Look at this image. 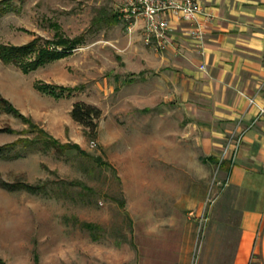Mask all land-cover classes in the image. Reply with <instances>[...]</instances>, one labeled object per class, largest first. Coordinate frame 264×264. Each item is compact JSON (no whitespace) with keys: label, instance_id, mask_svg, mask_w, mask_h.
<instances>
[{"label":"crops","instance_id":"crops-1","mask_svg":"<svg viewBox=\"0 0 264 264\" xmlns=\"http://www.w3.org/2000/svg\"><path fill=\"white\" fill-rule=\"evenodd\" d=\"M197 1L199 38L191 35V22L172 14L163 52L144 45L142 23L120 45L106 42L120 61L111 67L114 80L122 76L124 82L107 88L105 105L88 99L90 88L60 99L35 89L37 83L81 87L84 82L61 64L66 58L21 72L19 82H11L14 89L0 87V95L61 143L74 140L80 127L71 116L77 98L102 110L98 137L104 134V148L118 147L109 159L123 181L139 168L151 177L146 208L135 210L136 223L150 227L137 232L134 264H264V116L248 129L234 167H220L218 178L227 186L199 232L228 135L257 117L248 98L264 105V0ZM56 73L60 77L50 79ZM30 105L35 111L27 113ZM126 140L134 151L121 149Z\"/></svg>","mask_w":264,"mask_h":264},{"label":"rangeland","instance_id":"rangeland-1","mask_svg":"<svg viewBox=\"0 0 264 264\" xmlns=\"http://www.w3.org/2000/svg\"><path fill=\"white\" fill-rule=\"evenodd\" d=\"M122 2H16L13 10L0 17V43L23 46L37 37L43 41L53 40L56 32L51 26L53 23L59 26L61 34L66 38L82 37V45L61 64H66L68 70L80 82H84L80 84L84 85V89L90 88L89 100L105 105L109 102L107 88L124 82L122 76L119 81L114 80L116 74L111 71V67L120 61L116 58L117 48L110 47L106 42L120 45L132 37L126 34L122 22L108 26L102 23L104 21L100 23V19L107 20L115 14L119 16L118 9ZM109 49L113 53L108 52ZM41 73L35 76L43 75ZM18 74L22 75L18 68L0 61V87L14 89L11 82H19ZM54 75L56 77L50 76V79L60 77L59 73ZM77 99L81 101V98ZM31 109L35 111V106L25 107L27 113ZM7 128L13 130V133L3 131ZM125 129L126 134L132 136L134 127L128 126ZM40 138L42 135L39 130L31 128L12 114L0 111V147L18 140L35 141ZM73 139L68 140V143L80 145L88 154L110 166H102L75 150H47L41 143L30 148L19 145L7 150L9 152L5 155L11 158L18 155L14 159L0 158L1 182L42 186L36 194L17 189L8 191L0 186V264L136 262L135 248L140 241L137 232L145 230V227L148 229L150 223H136L135 210L146 208L143 206V198L151 193L149 188L147 191L145 189L146 185L151 186V177L139 168L137 175L127 176L126 183L134 186V189L127 190L121 171L109 159L110 155L118 153V147L104 148L103 133L92 142L85 136L81 126L73 134ZM120 147L128 152L135 149L134 145L129 146L127 140ZM140 195L143 200L139 198ZM86 224H92L96 229L90 231L85 227ZM207 224L203 223L202 232L206 230ZM75 258H79V261Z\"/></svg>","mask_w":264,"mask_h":264},{"label":"trees","instance_id":"trees-1","mask_svg":"<svg viewBox=\"0 0 264 264\" xmlns=\"http://www.w3.org/2000/svg\"><path fill=\"white\" fill-rule=\"evenodd\" d=\"M25 0H2L0 2V17L3 14L8 13L13 10L16 2L24 3ZM104 21V22H102ZM104 23L108 26H114L119 23L118 15H114L112 18L107 20L100 19V23ZM55 32L53 40H45L37 37L32 40L30 43L23 46H13V45H4L0 43V61L6 65H13L18 68L23 74L28 75L32 72L37 71L39 68L45 66L46 64L56 62L70 56L79 46L83 43V38L78 37L75 39H69L63 36L60 32L59 26L55 23L51 25ZM43 41V44L41 42ZM35 89L40 93L50 95L56 99H60L68 94L71 96L75 92L82 91L83 86L76 88H68L58 85H48L44 83H37ZM0 111L12 114L16 118L20 119L23 123L29 125L33 129L39 130L42 138L35 141L28 140H18L15 143L9 144L8 146L0 147V158L2 159H14L17 156L12 158L5 153L9 152L7 150H12L19 145H23L25 148H30L39 143L44 145V147L49 150L51 148H57L59 150H75L80 155L89 158L91 160H96V162L102 166H110V164L103 162L100 158H95L88 154L85 150L81 148L78 144L66 143L62 144L58 140L50 136L45 130L40 129L30 118L24 116L20 111H18L8 100L0 96ZM72 119L82 127L85 136L94 142L98 137V127L99 123L103 117L102 110L92 104L77 101L73 104L71 111ZM5 132L13 133V130L5 129ZM0 186L8 191L12 190H25L30 193H38L42 186H32L24 184L9 185L0 181ZM85 227L93 231L96 229V226L92 224H86ZM0 263L2 261L0 260Z\"/></svg>","mask_w":264,"mask_h":264},{"label":"built area","instance_id":"built-area-1","mask_svg":"<svg viewBox=\"0 0 264 264\" xmlns=\"http://www.w3.org/2000/svg\"><path fill=\"white\" fill-rule=\"evenodd\" d=\"M120 17L125 23V32L132 37L135 29L142 23V41L145 46L153 47L158 52H163L169 47L168 32L170 30L169 16L181 14L182 17L191 22L193 31L191 35L199 38L198 18L202 15V8L197 0H123L118 9ZM250 106L257 109L258 115L249 127L238 123L236 129L231 132L223 146L218 160L215 177L213 178L208 196L201 214L199 232L203 233V223L208 220V214L227 186V182L218 181V172L225 163H230V169L234 167L240 151L244 145V140L248 129L256 125L264 116V105L257 102L256 97L248 98ZM216 188H218L216 190Z\"/></svg>","mask_w":264,"mask_h":264}]
</instances>
